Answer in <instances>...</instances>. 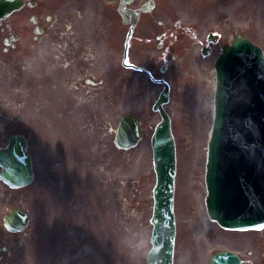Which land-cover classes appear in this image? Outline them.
Returning <instances> with one entry per match:
<instances>
[{
    "label": "rangeland",
    "instance_id": "374dc122",
    "mask_svg": "<svg viewBox=\"0 0 264 264\" xmlns=\"http://www.w3.org/2000/svg\"><path fill=\"white\" fill-rule=\"evenodd\" d=\"M251 4L253 9H259L262 12L260 13L261 17L256 16V18L260 24L261 40H259L264 43V0H251ZM251 16L254 17L253 13ZM257 28L255 25V32H257ZM144 86L146 85L141 79L136 86L130 82L123 94L122 103L124 107L122 112L140 113L143 119L147 121L146 138L133 150L120 151L115 146L104 147V145H98L97 143L91 151L87 144L93 143L94 140L85 137L79 123L74 129L77 139L73 146L75 159L69 164H64L65 168L62 172L68 174L69 181L74 179V188H77L78 184H80V187H84L81 182L85 178L86 186L84 188L89 193L88 195H93L90 201L91 211L86 212L85 216L81 215L82 218H80L81 229L79 233L83 234L84 230L86 231L84 232L85 236H81L80 239L88 249H85V244L82 246V264H104V258L106 264H142L145 252L150 246L152 188L155 183L154 171L152 173L150 171L152 169L150 138L153 133L152 124L150 123L153 120L156 122L157 119L150 107V102L153 99L151 97L152 91L147 90V87L144 89ZM211 118L208 114L200 115L203 127L208 122L211 124ZM190 119L194 120V118L176 116L174 130L178 158L177 188L181 198L180 201H183L182 204L185 205L184 208L181 204L179 221L177 219L179 225L178 235L182 237L180 242L184 253L186 251L183 244L186 236H190L187 232L189 217L186 216L185 210L189 205H192L193 208L196 205L194 201L197 198L200 200L201 210L205 213L204 164L206 160V137L204 133L206 131L201 132L200 139L198 138L200 129L191 128L192 131L184 132L183 128V132H181L180 121L186 123ZM206 129L209 130L210 128L207 127ZM82 134L84 136H81ZM84 137L86 141L82 140ZM38 157L40 160V156ZM53 169V165L41 166V170H45L47 174L54 173ZM45 171H42L41 174L47 184V189L51 188V192H54V184H51L50 187L49 185L56 176L50 178ZM87 175L89 176L87 177ZM87 179H90V181ZM79 180L81 182H78ZM187 180H189L190 187L191 182L195 187L189 188V191H184L187 187ZM79 202L81 208L86 210L83 202ZM99 207L100 211L98 213L96 210ZM203 221L207 225L205 228L209 229L210 233L204 232L203 237H201L203 244L207 247L205 252L197 258L201 257L202 262H205L206 252L209 254L217 245L215 240L210 239L209 236L212 233H214V236L221 234L217 227H212L205 219ZM202 233L203 231L199 233L198 230H194L195 235ZM239 240L241 241V247L246 250L252 247L257 249L264 247V233L257 234L253 238H247L245 241ZM46 249L45 247L44 251ZM110 252H112L111 255ZM258 253L264 256L262 252L258 251ZM191 258L195 259L196 257L191 256ZM198 262L201 263L200 258L197 259V264Z\"/></svg>",
    "mask_w": 264,
    "mask_h": 264
},
{
    "label": "flooded vegetation",
    "instance_id": "af4514ba",
    "mask_svg": "<svg viewBox=\"0 0 264 264\" xmlns=\"http://www.w3.org/2000/svg\"><path fill=\"white\" fill-rule=\"evenodd\" d=\"M0 239H1V232H0ZM4 258L1 259L0 264L3 262Z\"/></svg>",
    "mask_w": 264,
    "mask_h": 264
}]
</instances>
